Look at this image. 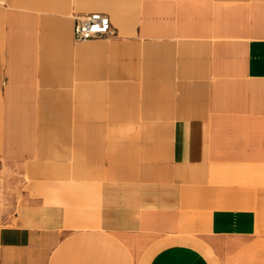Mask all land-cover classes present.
<instances>
[{
  "label": "crops",
  "instance_id": "obj_1",
  "mask_svg": "<svg viewBox=\"0 0 264 264\" xmlns=\"http://www.w3.org/2000/svg\"><path fill=\"white\" fill-rule=\"evenodd\" d=\"M91 13L113 35L75 42ZM28 65L31 157L71 178L0 226V264H96L139 206L188 219V192L213 247L264 264V0H0V69ZM148 264L210 263L172 245Z\"/></svg>",
  "mask_w": 264,
  "mask_h": 264
},
{
  "label": "rangeland",
  "instance_id": "obj_2",
  "mask_svg": "<svg viewBox=\"0 0 264 264\" xmlns=\"http://www.w3.org/2000/svg\"><path fill=\"white\" fill-rule=\"evenodd\" d=\"M42 70L31 69L29 65L26 69H0V226L13 223L16 214L24 215L29 199L39 198L44 192L47 196L63 192L64 186L55 185L64 184L71 178L70 166L39 164L30 154L36 92L34 81ZM218 194L224 196L222 191ZM182 198V211L189 213L185 220L173 219L171 210L166 205L161 206V202L137 207L134 217H122V227L126 220H130L133 228L120 234L105 235L107 239L92 253L96 264L118 259L121 264H148L160 249L172 245L193 247L210 264L246 261L247 253L241 249L244 246H240L241 242L227 240L213 247L201 226L204 214L211 209L200 207L198 196L194 197L191 192ZM121 230L124 231L123 228ZM249 257L252 264H257L254 254Z\"/></svg>",
  "mask_w": 264,
  "mask_h": 264
},
{
  "label": "built area",
  "instance_id": "obj_3",
  "mask_svg": "<svg viewBox=\"0 0 264 264\" xmlns=\"http://www.w3.org/2000/svg\"><path fill=\"white\" fill-rule=\"evenodd\" d=\"M113 33L110 20L105 14L91 13L75 19L73 27L75 42L82 43L108 38Z\"/></svg>",
  "mask_w": 264,
  "mask_h": 264
}]
</instances>
